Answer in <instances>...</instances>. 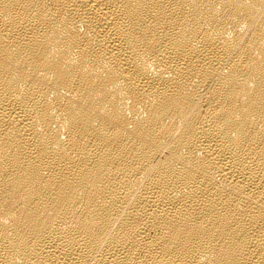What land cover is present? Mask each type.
Returning <instances> with one entry per match:
<instances>
[{"label": "bare ground", "instance_id": "obj_1", "mask_svg": "<svg viewBox=\"0 0 264 264\" xmlns=\"http://www.w3.org/2000/svg\"><path fill=\"white\" fill-rule=\"evenodd\" d=\"M0 264H264V0H0Z\"/></svg>", "mask_w": 264, "mask_h": 264}]
</instances>
